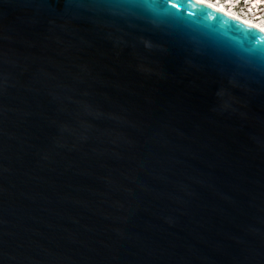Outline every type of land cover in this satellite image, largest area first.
Listing matches in <instances>:
<instances>
[{
    "label": "water",
    "instance_id": "water-1",
    "mask_svg": "<svg viewBox=\"0 0 264 264\" xmlns=\"http://www.w3.org/2000/svg\"><path fill=\"white\" fill-rule=\"evenodd\" d=\"M0 264H264V32L0 0Z\"/></svg>",
    "mask_w": 264,
    "mask_h": 264
},
{
    "label": "built area",
    "instance_id": "built-area-1",
    "mask_svg": "<svg viewBox=\"0 0 264 264\" xmlns=\"http://www.w3.org/2000/svg\"><path fill=\"white\" fill-rule=\"evenodd\" d=\"M209 2L223 4H231L236 14L243 16L247 14V18L256 19V21L264 22V0H208ZM246 18V17H245Z\"/></svg>",
    "mask_w": 264,
    "mask_h": 264
},
{
    "label": "bare ground",
    "instance_id": "bare-ground-1",
    "mask_svg": "<svg viewBox=\"0 0 264 264\" xmlns=\"http://www.w3.org/2000/svg\"><path fill=\"white\" fill-rule=\"evenodd\" d=\"M200 3L206 4V5H210L213 8L217 9L218 11L226 14L227 16L234 18L242 23L248 24L249 26L258 29L260 31L264 32V22L260 21H256V19H248L247 18V14H243V16L236 14L235 11H233V8L231 7V4H222V3H213V2H209L208 0H197ZM246 17V18H245Z\"/></svg>",
    "mask_w": 264,
    "mask_h": 264
}]
</instances>
